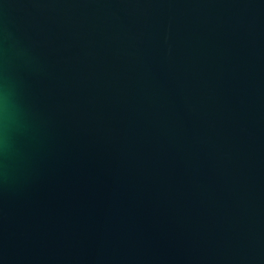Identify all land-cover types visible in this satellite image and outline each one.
Segmentation results:
<instances>
[{
  "label": "water",
  "instance_id": "95a60500",
  "mask_svg": "<svg viewBox=\"0 0 264 264\" xmlns=\"http://www.w3.org/2000/svg\"><path fill=\"white\" fill-rule=\"evenodd\" d=\"M0 264H264V0H0Z\"/></svg>",
  "mask_w": 264,
  "mask_h": 264
}]
</instances>
